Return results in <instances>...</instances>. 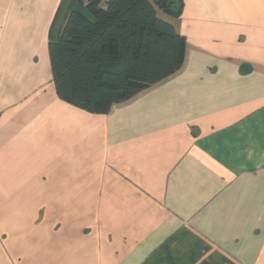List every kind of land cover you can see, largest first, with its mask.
<instances>
[{
    "label": "crops",
    "instance_id": "1",
    "mask_svg": "<svg viewBox=\"0 0 264 264\" xmlns=\"http://www.w3.org/2000/svg\"><path fill=\"white\" fill-rule=\"evenodd\" d=\"M180 1L182 67L92 115L48 54L77 0H0V264H264V0Z\"/></svg>",
    "mask_w": 264,
    "mask_h": 264
},
{
    "label": "trees",
    "instance_id": "2",
    "mask_svg": "<svg viewBox=\"0 0 264 264\" xmlns=\"http://www.w3.org/2000/svg\"><path fill=\"white\" fill-rule=\"evenodd\" d=\"M77 0L57 39L48 43L57 97L107 115L183 65L185 39L157 16L180 14V0Z\"/></svg>",
    "mask_w": 264,
    "mask_h": 264
},
{
    "label": "built area",
    "instance_id": "3",
    "mask_svg": "<svg viewBox=\"0 0 264 264\" xmlns=\"http://www.w3.org/2000/svg\"><path fill=\"white\" fill-rule=\"evenodd\" d=\"M84 4H86V1L85 0H82Z\"/></svg>",
    "mask_w": 264,
    "mask_h": 264
}]
</instances>
